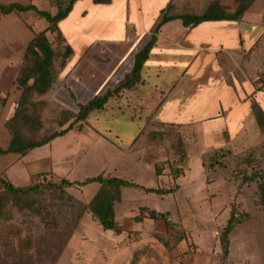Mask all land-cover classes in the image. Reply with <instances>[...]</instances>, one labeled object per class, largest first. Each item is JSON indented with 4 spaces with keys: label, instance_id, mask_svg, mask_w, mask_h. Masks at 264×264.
I'll list each match as a JSON object with an SVG mask.
<instances>
[{
    "label": "rangeland",
    "instance_id": "rangeland-1",
    "mask_svg": "<svg viewBox=\"0 0 264 264\" xmlns=\"http://www.w3.org/2000/svg\"><path fill=\"white\" fill-rule=\"evenodd\" d=\"M62 3L64 8L66 2ZM91 4V0H78L60 30L66 26L70 31ZM20 17L25 23L18 27L11 17L0 25V29L12 28L9 38L17 42L27 43L47 25L33 11ZM49 37L56 51L57 83L48 94L36 97L44 102L42 129L31 133L37 139L66 127L68 123L60 125L62 111L77 112L78 104L92 96L89 92L76 95L72 87L99 80L108 72L107 67L96 66L94 48L81 53L77 67L69 57L63 59L67 44L58 26ZM1 42L0 37V46ZM16 54L19 63L21 52ZM257 66L251 78L258 87L256 72L262 69ZM129 69V64L113 69L111 80L97 94ZM19 73V65L0 66V92H11ZM153 88L124 91L49 143L24 156L7 153L0 157V171L5 170L18 186L38 183L42 172L51 182L68 179L75 183L64 191L44 186L18 205L0 187L5 197L0 264H220V237L231 213L243 221L229 235L230 255L225 264H264V211L257 184L264 174V128L259 125L263 139L251 150L240 145L211 147L200 121L166 125L153 117L155 99L147 91ZM237 133L231 132V141L238 140ZM254 173L260 174L257 181L244 182L245 175ZM97 175L117 176L138 185L117 189L113 210L119 229L103 227L98 214L94 217L95 212L84 209L100 184L81 186L78 182ZM149 210L156 211L155 217ZM47 217L52 220L46 222Z\"/></svg>",
    "mask_w": 264,
    "mask_h": 264
},
{
    "label": "crops",
    "instance_id": "crops-1",
    "mask_svg": "<svg viewBox=\"0 0 264 264\" xmlns=\"http://www.w3.org/2000/svg\"><path fill=\"white\" fill-rule=\"evenodd\" d=\"M14 1L32 2L52 14L58 11L53 0H0V3ZM62 1L56 0L58 5ZM91 1L89 8L81 12L74 26L71 25L70 31L66 26L65 31L60 30L68 15L57 24L58 30L65 44L72 48L69 60L75 63V67L83 59L81 53L94 48L96 66L107 67L108 72L99 80L72 87L74 94L89 92L92 93L90 98L98 95L96 91L111 80L113 69L129 64L130 69L124 77L133 67L135 53L148 43L152 35H156L143 65L141 80L130 89L154 86L152 91L147 89L155 99L153 117L160 123L180 126L200 121L201 130L211 147L240 145L242 149L251 150L261 143L262 131L254 108L255 105L264 108V0H253L251 7L238 20H206L189 26L184 24L181 15L203 14L214 1L233 11L236 0ZM20 13L23 12L3 15L0 25L9 17L17 27L22 25L25 22ZM164 16L172 18L162 22ZM48 25L47 22L42 30ZM10 30L12 28L0 29V60L4 61L1 67H8L11 63L20 66L24 57L22 51L34 37L27 43L17 42L13 37L9 38L14 34ZM49 32L51 30L47 31L50 39ZM16 52H21L19 63H16L19 58ZM256 65L262 69L256 72L258 87L251 78ZM113 86L106 87L104 92ZM0 95L6 98L5 106L0 108V146L5 147L9 134L4 123L20 99L21 91L16 85L11 92L1 91ZM231 132H238V140L233 138L231 141Z\"/></svg>",
    "mask_w": 264,
    "mask_h": 264
},
{
    "label": "trees",
    "instance_id": "trees-1",
    "mask_svg": "<svg viewBox=\"0 0 264 264\" xmlns=\"http://www.w3.org/2000/svg\"><path fill=\"white\" fill-rule=\"evenodd\" d=\"M64 1L66 2V6L63 8V3L59 4V9L55 14L39 8L37 5L29 1L0 3V19L3 15L9 14L13 11H33L40 17L44 18L49 24L47 28L34 35L25 49L24 58L22 64L20 65V73L17 77V85L21 91V95L20 99L14 106V110L5 120L4 124L7 133L9 134V141L5 147L0 146V156L7 153H16L20 156H24L36 147L49 143L54 138L69 131L76 124H82L85 122L92 112L103 110L113 97L120 95L125 90L133 88L141 80L142 68L145 61L149 57L151 48L156 40V35H152L148 43L140 51L135 53L134 64L131 71L128 72L117 84L108 88L104 93L93 96L85 103H79V109L77 112L68 109L62 111L63 117L61 118L60 125L64 126L68 123L66 127L38 139L32 136L34 133H37L42 129V116L40 111L44 102L38 101L36 97L48 94L53 89L57 78V73L55 71L56 51L47 36V31L57 28V24L69 14L73 4L77 0ZM93 1L100 3L109 2L110 0ZM252 2L253 0H236L235 9L230 11L221 6L217 1H214L203 14L181 15L180 17L187 26L197 25L206 20H238L242 18L245 12L251 7ZM171 18L172 16H164L162 22ZM159 26L160 24L156 27L155 32L158 31ZM71 54V46L66 45L65 56L63 59H68ZM65 61H62V67L65 66ZM5 104L6 98L1 97L0 95V108L5 106ZM254 112L259 125L264 128V110L261 106L255 105ZM31 133L33 134L31 135ZM49 172L52 173L51 175L54 174L52 171ZM49 172L47 171V173ZM156 172L157 174H160L158 168H156ZM41 174L37 177L43 176L44 178L39 180L38 183L18 186L10 181L6 171L3 170L0 171V187L6 194H10L15 204L18 205L20 200H28L27 198L30 195L38 192L44 186L64 191L65 188L75 184L68 179H62L60 183H54L48 179L49 177L46 175V172H42ZM259 175L258 173H254L251 176L245 175L244 182H255L258 180ZM261 177V181L257 183L258 198L259 204L264 211V174H262ZM92 182L99 183L100 188L92 201L88 205L84 206L85 211L91 213L95 212V215H93L94 217H97L96 215L98 214V221L103 227L119 229L113 210L114 202L118 198L117 189L125 186L131 187L138 185H136L133 181L111 175H97L89 177L84 181L78 182V184L84 186ZM151 190L154 191L156 189L146 188V191ZM4 199L5 197L3 194L0 195V215L3 214V207L5 203ZM95 210H97V212ZM149 212L151 217H155L156 211L149 210ZM50 220L52 219L47 217L46 222ZM242 221V218H238L234 213H231V216L227 221V225L220 237L221 259L223 260L220 264H225V262L229 259V235L234 230L235 226Z\"/></svg>",
    "mask_w": 264,
    "mask_h": 264
},
{
    "label": "built area",
    "instance_id": "built-area-1",
    "mask_svg": "<svg viewBox=\"0 0 264 264\" xmlns=\"http://www.w3.org/2000/svg\"><path fill=\"white\" fill-rule=\"evenodd\" d=\"M43 178H44L43 176L40 177L41 180H42ZM40 179H39V180H40Z\"/></svg>",
    "mask_w": 264,
    "mask_h": 264
}]
</instances>
